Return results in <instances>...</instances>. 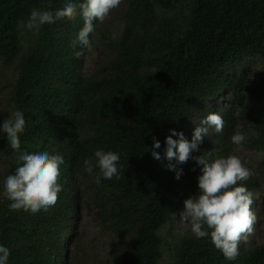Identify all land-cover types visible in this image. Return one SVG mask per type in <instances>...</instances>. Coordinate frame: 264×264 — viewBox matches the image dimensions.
<instances>
[{"label": "trees", "instance_id": "1", "mask_svg": "<svg viewBox=\"0 0 264 264\" xmlns=\"http://www.w3.org/2000/svg\"><path fill=\"white\" fill-rule=\"evenodd\" d=\"M104 2L0 0V61L15 69L0 132V264H69L85 197L120 244L112 264H164L175 152L195 232L168 264H264V243L242 247L227 233L264 171V0H122L116 35L100 19ZM97 40L107 57L88 72ZM224 91L234 106L214 118ZM239 142L261 154L256 166L230 162Z\"/></svg>", "mask_w": 264, "mask_h": 264}, {"label": "rangeland", "instance_id": "2", "mask_svg": "<svg viewBox=\"0 0 264 264\" xmlns=\"http://www.w3.org/2000/svg\"><path fill=\"white\" fill-rule=\"evenodd\" d=\"M122 0H105L100 7V19L102 24L113 28L116 35L123 25L119 22L118 7ZM107 57V49L97 40L88 48V56L85 68L91 72L96 68L104 58ZM248 68V78L251 85H256L260 78L261 62L258 59H252L246 64ZM15 77V69L5 67L0 61V132L1 124L6 121L7 115L11 112L8 101L10 87ZM234 106L231 97L224 91L221 97L214 98L210 105L214 110L216 118L228 105ZM209 116L208 118H210ZM207 122L202 123L199 129V136L207 133ZM238 131L244 128L246 121L239 119ZM206 130V131H205ZM216 130L218 131L219 128ZM214 130L216 133L217 131ZM208 134V133H207ZM213 138V136H211ZM214 140V139H212ZM208 145V144H207ZM216 145L212 142L211 147ZM233 156L230 162L235 165L239 161H245L252 166H256L260 160L261 154L252 149H248L240 142L233 146ZM174 167L170 178L173 179L174 195L176 206L171 220L161 229L160 233L164 237V264L170 262L171 248L179 242V239L185 234H193L195 226L191 220L190 208L194 199L189 195V175L184 166L183 159L177 152L171 157ZM8 170L6 159L0 153V181L5 180ZM207 190H212L217 182V174L210 171L207 174ZM258 190L251 196V199L243 205L233 207L231 219L227 228L228 235L234 243L239 246L250 247L256 244L264 243V171H258ZM2 191H0V197ZM80 221L78 223V237L68 246L69 264H112L120 250V244L112 235L110 229L101 224L100 211L95 209L89 198H84L80 203Z\"/></svg>", "mask_w": 264, "mask_h": 264}]
</instances>
